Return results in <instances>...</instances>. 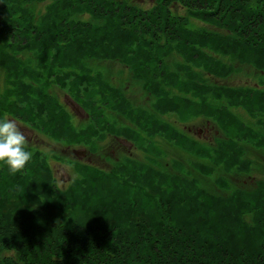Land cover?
<instances>
[{
  "label": "trees",
  "instance_id": "16d2710c",
  "mask_svg": "<svg viewBox=\"0 0 264 264\" xmlns=\"http://www.w3.org/2000/svg\"><path fill=\"white\" fill-rule=\"evenodd\" d=\"M153 1L0 0V120L92 155L105 137L144 154L117 152L105 171L28 142L22 170L0 162V264H264V179L233 188L226 177L264 175L242 146L264 153V88L207 78L247 66L264 85V0ZM88 60L128 68L149 110ZM55 85L69 101L50 94ZM73 103L88 115L79 129ZM196 117L217 130L199 129L201 141L179 130ZM49 159L75 178L58 186Z\"/></svg>",
  "mask_w": 264,
  "mask_h": 264
},
{
  "label": "rangeland",
  "instance_id": "374dc122",
  "mask_svg": "<svg viewBox=\"0 0 264 264\" xmlns=\"http://www.w3.org/2000/svg\"><path fill=\"white\" fill-rule=\"evenodd\" d=\"M132 4H141L143 9L150 8L153 4V0H126ZM173 11H177V13L184 15V10L181 9L178 5H172ZM84 19L87 20L88 17L84 16ZM189 24L193 27H205V24L200 23L196 19L189 18ZM30 54H28L29 56ZM31 56V55H30ZM176 61L175 57H168V65L173 67L174 62ZM87 68L92 70L94 74L100 73L103 79L108 82L112 87H119L122 90L124 98L133 106L137 108H141L143 110H149L150 101L153 100L151 96H149L142 88V84L134 80L131 76V72L128 68H124L122 64L115 61H92L88 60ZM258 75L255 71H251V68L247 66H243L238 68L237 71H234L230 76L222 81L217 80L214 77H207L208 80L212 79V84L223 85V86H241V84L246 83L249 86L254 85L253 83H262V81L257 77ZM214 79V81H213ZM1 81V75H0ZM264 86V85H263ZM50 94H53L59 102L69 101L67 98V92L62 90L58 86H52L50 88ZM75 104V103H74ZM72 106V105H71ZM76 106V107H75ZM72 106L74 108L75 113L72 116L73 125L79 129L82 124H87L88 115L85 111L80 109L77 105ZM240 113H243L242 109H239ZM115 116V120L118 121L119 126H128L131 124L129 121L125 120L122 115H118L117 113H113ZM168 117V116H167ZM169 119L173 118L172 116L168 117ZM175 125L174 121L171 122ZM19 124V123H18ZM20 125V124H19ZM21 126V125H20ZM207 126L212 128V131H216L217 129L207 122V120L196 117L190 120L189 122L183 123L182 127L179 130L183 131L185 134L188 133V136L193 139H199V141L204 140L200 134V137H196V133H200L199 129L205 130ZM21 129L28 136V140L34 144V148H38L42 151L43 154H55L57 156H64L74 161L89 163L95 166L96 168L104 169L105 171L111 168L112 163L108 161V158H115L118 154H125L129 158L135 160H141L144 154L140 151H134L133 145L124 141V143L112 139V137L104 138L103 141H99L97 143L98 154H91L88 148L83 146H76L74 148L66 147L62 144L55 143L51 139L47 138L45 135L40 134L34 131L30 126L25 125L21 126ZM198 130V131H197ZM34 133V134H33ZM191 133V134H190ZM193 134V136H191ZM213 134V132L211 133ZM195 136V137H194ZM211 138V136H210ZM201 139V140H200ZM208 143H212L211 139L206 141ZM121 145V147H120ZM250 145V144H249ZM247 153V156L253 158L254 156L258 159V161L263 163L264 170V153L259 151H252V147L249 148L248 145H242ZM251 146V145H250ZM127 151H125V148ZM124 150V151H122ZM49 152V153H48ZM249 154V155H248ZM50 158V157H49ZM50 161V159H49ZM50 161V165L52 163V168L54 169V174L57 179L58 186H66L70 183L72 179L75 178V173L71 170V166L69 164H61L57 162ZM256 162V161H255ZM252 169V166H251ZM219 172V168L215 170V173ZM234 171L230 174H227V178L232 182L233 188L234 185L237 188H249L250 185H255V182L260 179H264V175L253 171L251 174L247 175V173Z\"/></svg>",
  "mask_w": 264,
  "mask_h": 264
},
{
  "label": "clouds",
  "instance_id": "9594fccd",
  "mask_svg": "<svg viewBox=\"0 0 264 264\" xmlns=\"http://www.w3.org/2000/svg\"><path fill=\"white\" fill-rule=\"evenodd\" d=\"M28 136L15 119L5 116L0 120V162L6 163L12 173L22 170L31 159L25 150Z\"/></svg>",
  "mask_w": 264,
  "mask_h": 264
}]
</instances>
